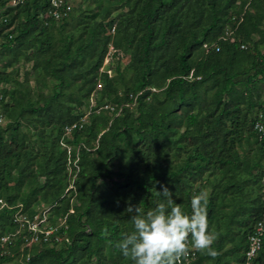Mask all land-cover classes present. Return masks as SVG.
Returning <instances> with one entry per match:
<instances>
[{"label": "trees", "instance_id": "trees-1", "mask_svg": "<svg viewBox=\"0 0 264 264\" xmlns=\"http://www.w3.org/2000/svg\"><path fill=\"white\" fill-rule=\"evenodd\" d=\"M49 4L0 0V237L19 209L49 207L57 228L30 246L16 232L0 264H133L117 244L161 185L189 212L208 193L218 254L185 264H244L264 213V0H79L60 19ZM110 45L129 54L113 75Z\"/></svg>", "mask_w": 264, "mask_h": 264}, {"label": "clouds", "instance_id": "clouds-1", "mask_svg": "<svg viewBox=\"0 0 264 264\" xmlns=\"http://www.w3.org/2000/svg\"><path fill=\"white\" fill-rule=\"evenodd\" d=\"M157 194L166 203L132 217L133 230L117 244L122 255L133 264H176L191 246L215 257L218 253L212 245L216 234L209 228L207 191L191 197L190 212L174 202L167 186L161 185Z\"/></svg>", "mask_w": 264, "mask_h": 264}, {"label": "built area", "instance_id": "built-area-1", "mask_svg": "<svg viewBox=\"0 0 264 264\" xmlns=\"http://www.w3.org/2000/svg\"><path fill=\"white\" fill-rule=\"evenodd\" d=\"M78 1L79 0H50V4L44 13V16L45 17L49 16L54 19H60L62 17H66L73 8V6ZM8 22H9V16L6 13H4L3 10H0V29L5 25H7ZM6 31H8V29ZM113 31L114 28H111V32ZM232 33L233 31L231 30L226 31V36L224 38H229L230 40H233V37L231 36ZM204 46L207 47L208 45L204 44ZM211 46H214L216 51L219 50L218 45L212 44ZM245 47L246 46L244 44H241V48H245ZM114 53L117 52L113 48V46L110 45L105 58H108L109 56H111V54ZM100 70H104L103 67H101ZM100 86L101 84L98 83L97 87ZM1 100H2V94L0 92V101ZM104 108L113 109L109 105H104ZM85 116L82 117L81 121L85 120L86 118ZM4 121H5L4 116L2 113H0V125L3 124ZM76 125L77 123H73L72 125L66 126L65 127L66 132H69ZM253 128L257 133L259 139H264V110L258 113V117L253 124ZM68 152H70V148H68ZM263 172H264V167H263ZM262 182H263L262 197L264 198V175L262 177ZM2 205L3 204H1V206ZM48 211H49V207L43 208L39 213L34 214L32 219H30L27 215L22 214L20 212V209L14 213L13 221L16 223L17 226L16 232L18 233L19 231L22 230L25 231V233L21 235L22 246H30L32 244L41 243L51 239V235L52 233H54L57 227L49 225L48 217H47ZM59 224L62 225L63 220L59 219ZM16 232L11 234H6L0 237V254L9 253V247L13 244L12 236H14ZM53 238L56 241L62 239V237L59 235H55ZM263 239H264V213L256 222L254 226V230L249 236L248 247L245 251L244 264H251V260L255 257L258 250L261 249ZM194 256H195V250L190 246V251L188 255L182 257L179 261L176 262V264H185L186 261L194 258Z\"/></svg>", "mask_w": 264, "mask_h": 264}, {"label": "rangeland", "instance_id": "rangeland-1", "mask_svg": "<svg viewBox=\"0 0 264 264\" xmlns=\"http://www.w3.org/2000/svg\"><path fill=\"white\" fill-rule=\"evenodd\" d=\"M128 60H129V54L128 53H114V54H111V56H109L108 58L104 59L102 67L104 70H107L109 72V75H113L114 74V66L118 63L121 67H123L128 62ZM28 67H29V65H22L21 71H24V69L28 68ZM87 113H88V111H87ZM11 264H15V262L12 261Z\"/></svg>", "mask_w": 264, "mask_h": 264}]
</instances>
